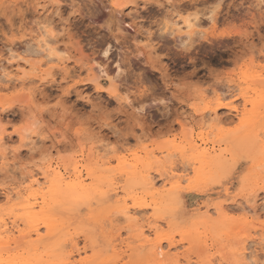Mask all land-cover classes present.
I'll return each mask as SVG.
<instances>
[{"label": "rangeland", "instance_id": "1", "mask_svg": "<svg viewBox=\"0 0 264 264\" xmlns=\"http://www.w3.org/2000/svg\"><path fill=\"white\" fill-rule=\"evenodd\" d=\"M186 17L199 19L191 39L182 27ZM46 44L63 63L44 66L50 75L14 76L11 55L20 63L44 64ZM0 66L11 74L0 82V264H247L239 254L252 240L258 247L253 262L264 264V154L258 137L264 133V0H0ZM103 73L108 76L97 84ZM111 79L116 93L107 89ZM254 89L261 93L257 110L243 107L241 98ZM257 94L250 92L249 100ZM234 101L239 116L229 110ZM216 106L221 123L208 119L212 128L206 129L202 115ZM246 112L253 125H242ZM206 135L220 141L226 154L196 179L201 165L194 148ZM153 150L168 154L160 163L139 154L140 169L151 172L162 192L155 197L146 172L126 174L137 151ZM183 163L187 181L174 193L176 179L166 173ZM57 166L68 176L84 168L87 184L100 192L66 195L65 187L44 209L40 197L28 198L27 177L47 178L40 180L48 182L47 191ZM15 187L18 197L8 202L3 192ZM132 196L148 203L154 198L158 206H137L140 215L128 219L122 207L127 199L134 208ZM92 197L91 204L79 205ZM216 204L233 212L223 217L213 211ZM108 207L115 209L100 223L95 218ZM7 219L21 230L9 236L11 243L2 234ZM48 221L58 224L51 232ZM159 239L165 260L155 255Z\"/></svg>", "mask_w": 264, "mask_h": 264}, {"label": "bare ground", "instance_id": "2", "mask_svg": "<svg viewBox=\"0 0 264 264\" xmlns=\"http://www.w3.org/2000/svg\"><path fill=\"white\" fill-rule=\"evenodd\" d=\"M116 4H117V2H116ZM124 3H122V4H117V5H119V6H124L123 5ZM127 4V3H126ZM128 5V4H127ZM170 5H172V4H170ZM126 6V5H125ZM125 9V7H122L121 8V10H120V12L121 11H123ZM212 16V15H211ZM181 20H183L182 21V24L184 25V26H182V27H185V29H189V31H190V33L187 35V37L189 38V39H191L192 37H193V35H195V34H197V32H196V30H194V28H196V27H200L199 26V22H198V24H197V21L199 20H197V21H193V20H191V18L190 17H186V18H184V19H181ZM193 21V22H192ZM177 24H178V22H176ZM175 23V24H176ZM176 24V25H177ZM181 24V25H182ZM198 25V26H197ZM201 25V24H200ZM202 26V25H201ZM179 30H177V31H182L183 29H182V27L180 26V24H179ZM177 27V28H178ZM175 30V29H174ZM185 36V35H184ZM191 37V38H190ZM44 50H45V52H46V55L44 56V58H46V62L44 63V64H40L41 63V61L39 62V63H32L31 61H30V59H27L26 61L25 60H23L22 59V61H24L25 63H20V62H18L17 61V59H19V56H16V57H13V55H11L12 56V58L16 61V63H15V61L13 62L12 60V62L16 65V67H12L11 69H15L16 70V72L17 73H15V74H18V75H14V76H19V74L22 76V77H25L27 74H28V72H30V73H33V74H47L48 72L47 71H43V69H44V66H48V65H50V64H60V63H63L62 61H63V58H62V56H61V54L55 49V48H52V47H50L48 44H46L45 45V48H44ZM106 51H105V54H108L109 53V48H106L105 49ZM13 53V52H12ZM11 53V54H12ZM15 56V55H14ZM18 57V58H17ZM21 58V57H20ZM25 59V58H24ZM21 60V59H20ZM11 61H9V63L11 62ZM11 62V63H12ZM11 63H10V65H11ZM9 65V66H10ZM8 66V65H7ZM7 66H6V68H7ZM4 66H0V68H3ZM50 67V66H49ZM93 67V66H92ZM0 69V82H2V80L4 79V77L6 78L7 76V74H10V72L9 73H3V72H5L6 70H7V72H8V70H10V69ZM51 68V67H50ZM3 70V71H2ZM87 71V70H86ZM91 72L92 71V68H91V70L89 69L87 72ZM12 72H14V71H12ZM89 72V73H90ZM121 72V69L119 68V70L117 71V73H116V75L117 76H119V73ZM45 74V75H46ZM109 74V73H108ZM11 75V74H10ZM44 75V76H45ZM47 75H50V73H48ZM14 76H12V78H14ZM103 76H108L107 75V73H103V75H100V76H98L97 77V79L96 78H94V79H92V80H94V81H96L97 80V82H98V80H100L97 84H101V79L103 78ZM259 76H262V74L261 75H259ZM20 77V76H19ZM21 77V78H22ZM28 77V76H27ZM35 77V76H34ZM263 77V76H262ZM3 78V79H2ZM21 78H19L20 80H21ZM19 79H18V81H19ZM23 79V78H22ZM33 79V78H32ZM96 79V80H95ZM6 80V79H5ZM10 80L11 79H9V82H10ZM16 80V79H15ZM91 80V81H92ZM14 81V80H13ZM5 82V81H4ZM38 82V81H37ZM11 83V82H10ZM21 83V82H20ZM29 83V82H28ZM2 84V83H1ZM0 84V85H1ZM4 84V83H3ZM19 84V83H18ZM22 85L24 84L23 82L21 83ZM27 84V83H26ZM20 85V84H19ZM29 85H32V84H29ZM14 86H15V83H14ZM26 86V85H25ZM23 87V89H24V85L22 86ZM1 88V87H0ZM14 88V87H13ZM26 88V87H25ZM117 85H116V83H115V81H114V79H111L110 80V82H109V84H108V87H107V89H109L111 92H113V93H116L117 92ZM2 89H4V88H2ZM22 89V88H21ZM250 92H255L258 96H259V94H261V93H259V91L257 90V89H254V90H252V91H245L244 93H242V99H243V101H244V106L243 107H246L247 105H252L253 106V108H254V110H257L258 109V107L260 106V96H259V98H257L256 100L254 99L253 101L252 100H249V97H248V95L250 94ZM263 93V92H262ZM206 95V94H205ZM119 96V95H118ZM257 96V97H258ZM229 97H232V98H235L236 96L234 95V93H230V95H229ZM227 98H222V99H220V101H224V100H226ZM208 107V106H207ZM217 107V106H216ZM229 110L231 111V112H234V113H236V114H238V116L241 114V110H240V107L239 106H237V105H235V101L234 102H232L231 104H229ZM206 110V109H205ZM222 116L221 114H220V109L217 107V108H209V110L204 114V115H202L203 116V124H204V126H206L207 128L206 129H208V128H212V126L208 123V119H213V121L214 120H216L218 117H220V116ZM243 115V114H242ZM210 116V117H209ZM212 117V118H211ZM215 118V119H214ZM219 120H221L220 118H218ZM243 119V121H242V125L244 126V125H247V124H250V125H253V123H252V117L251 116H248V113L246 112L245 114H244V118H242ZM211 120H210V122H211ZM234 121V120H233ZM215 122H219V123H221L220 121H215ZM227 122V121H226ZM223 123H225V122H223ZM228 124V123H227ZM225 126H226V124H225ZM242 127V126H241ZM222 128H223V126H222ZM252 132V131H251ZM211 132H209V134H210ZM260 133H261V131H260ZM24 134V133H23ZM208 134V135H209ZM253 134V133H252ZM24 136V135H23ZM254 136V135H253ZM25 137V136H24ZM23 137V138H24ZM209 137V136H208ZM207 137V135L206 136H204V137H202L199 141H200V145H198V146H196L194 149H197V150H199V153H198V156H197V161L200 163V169L199 170H197V176H196V179H201V177H202V174H201V172L203 171L202 169H204L205 168V166H208L210 163H212V162H214V161H220V159H218L219 157H222V156H224L226 153H225V151H223V150H221V143H220V141H211V140H208L209 138ZM258 137H260L261 138V144H262V149H261V153L263 152V154H264V133L262 132L261 134H258ZM7 139V138H6ZM253 139V138H252ZM254 139H255V137H254ZM2 140H4L5 141V139L4 138H2L1 137V141L0 142H2ZM23 140V139H22ZM25 140H26V137H25ZM195 140H196V138H195ZM3 141V142H4ZM9 141H10V139H9ZM30 141V140H29ZM28 142V141H27ZM27 142H25L24 144H26ZM197 142V141H196ZM4 144V143H3ZM23 144V145H24ZM2 145V144H1ZM101 150V149H100ZM260 150V149H259ZM99 151V149L97 150V152ZM183 151H184V149H182L181 150V152L180 153H183ZM196 151V150H195ZM228 151V150H227ZM101 152H103L104 154L103 155H107V153H106V150L105 149H103L102 148V150H101ZM220 152V153H219ZM143 153H145V155L146 156H144L145 157V160L144 161H147L148 159H149V157L151 158V157H155L156 158V163H160V162H162V160L165 158V157H167V155L165 154V152L164 151H160V152H158L157 153V151L156 150H153V151H151V152H145V151H140V152H138L137 151V153H135L134 154V156H133V158L132 159H130V160H128L129 161V163H131L130 165L133 167V171L132 172H126V174L127 175H133V176H135L136 174H138L139 172H142V171H144V172H146L147 174L145 175V179H146V183H147V186H148V188L150 189V190H152L153 192H152V197H155L156 195H160L162 192L161 191H158L157 190V184H156V180L154 179V176L151 174V172L148 170V169H146L145 167L144 168H141L140 169V166L143 164V160H142V157L139 155V154H143ZM218 153V154H217ZM157 154H159V155H161V156H159L160 158L159 159H157ZM150 162V161H149ZM124 163H127V161L125 160V162H123V165H124ZM155 163V164H156ZM186 163H183V165L181 166V167H179V166H173V167H171L170 168V170H168V172L166 173V175H168V177L170 178V179H176V181H174V182H172V186H171V191L172 192H178L180 189H181V186H182V184L184 183V182H186L187 181V176H188V174L186 173L187 172V168H186V165H185ZM122 165V166H123ZM125 166V165H124ZM143 166V165H142ZM128 167V166H127ZM50 168V167H49ZM79 168V167H78ZM130 168V167H129ZM52 169V168H51ZM80 171V170H79ZM84 171H85V169L83 168L79 173H76V175L75 176H68V174H67V169H63V168H61L60 166H57V167H55L54 168V172H56V174L54 175V178L51 180V181H49V183H50V185L51 186H48V190L47 191H45V185L46 184H48V182H44L46 179L43 177L44 175V173L43 172H41L42 173V175L43 176H41L42 178H44V179H39V178H37L38 177V174L37 175H35V173L33 174V175H28V176H30V178L29 177H27V180L29 179L30 180V182H29V188H27L26 187V189L28 190V192H29V194H28V198L30 199V198H34V199H36V200H38L39 199V197H40V200H42L43 201V203H44V209H47V208H45V206L47 207H50V205H51V203H53V199H55V197L57 196V194H59V193H61L60 192V190H62L63 188L65 189V187H66V191L64 192L66 195H68L67 193V191H69V192H71V193H82V194H84V193H91L92 194V196L94 197V195L96 194V193H99L100 192V190L98 189V187H96V188H91V185L89 186L88 184H87V179L86 178H84V175H83V173H84ZM35 172H38V171H35ZM40 172V171H39ZM38 172V173H39ZM189 173V172H188ZM86 174H87V177H91L92 176V174H94L91 170H89L88 169V171L86 172ZM154 174V173H153ZM191 174V173H190ZM39 175H41V174H39ZM47 175V174H46ZM165 175V176H166ZM40 177V176H39ZM46 177V176H45ZM157 179V178H156ZM40 180H44L43 181V183H42V181H40ZM117 180V179H116ZM115 180V181H116ZM22 182H23V180H21ZM21 181H20V183H21ZM27 182V181H26ZM113 181H111V183H112ZM121 182V181H120ZM28 183V182H27ZM23 185H25V180H24V182L22 183ZM22 184H20V186H18L19 188L21 187V186H23ZM100 184V183H99ZM96 185V184H95ZM16 188L17 187H15V189L14 188H12L11 189V191H9V189L7 188V190L5 191V192H3L4 194H5V196H6V198L9 200L8 202H11L10 200H12V197H13V195H14V197H15V195L18 197V194H19V190L17 191L16 190ZM18 188V189H19ZM25 188V187H24ZM100 188V187H99ZM4 190V189H3ZM25 190V189H24ZM23 191V190H22ZM136 192V191H135ZM108 192H101L100 193V195L101 196H105L106 194H107ZM255 196V195H254ZM93 197L91 198V199H89V200H87V201H83V202H81L79 205L81 206V205H86V204H91L92 203V199H93ZM13 199H15V198H13ZM256 199V198H255ZM146 198L143 196V197H136V196H132L131 197V201L133 202V206H134V208H129V207H127V199H125L124 200V206L122 207V213L124 212V210H126V212H124V214L128 217L129 216V214H130V216H132L131 214H133V216H135V215H140L139 213V210H137V208H135V207H137V206H141V205H146L147 204V206H155V207H157L158 206V203H157V201H156V199H154L153 198V200H151V202L150 203H148V202H146ZM257 200H258V198H257ZM3 201V200H2ZM148 201V200H147ZM39 202V201H38ZM120 202V201H119ZM41 203V202H40ZM7 204V203H6ZM39 205V204H38ZM80 206H79V208H80ZM42 207V208H43ZM113 207V206H112ZM233 207V206H232ZM118 208V207H117ZM116 208V209H117ZM204 208V207H203ZM212 208V207H211ZM10 209V208H9ZM113 209H115V208H113ZM111 207H108V208H106V212H104V213H102V214H100L99 216H97L95 219L96 220H99L100 221V223H101V219H103V217L105 216V218L107 219H110V216H108L109 215V213L111 212V210H113ZM201 209V208H200ZM235 209V208H234ZM120 210V209H119ZM240 210V212H241V210H242V212L244 211H246V208H244V207H242V208H240L239 209ZM141 211V210H140ZM213 211H215V213H218V214H221V215H223V217L224 216H226L230 211H232V208H230L229 206H226V205H223V204H216V206L214 207V209H213ZM238 211V210H237ZM250 211V210H249ZM45 212V211H44ZM43 212V213H44ZM97 212H98V210H97ZM100 212V211H99ZM144 212V211H143ZM233 212V211H232ZM31 213V212H30ZM114 213V212H113ZM142 213V212H141ZM145 213V212H144ZM249 213V212H248ZM33 214H34V212H33ZM123 214V215H124ZM250 214H252V213H250ZM254 214H255V212H254ZM35 215V214H34ZM81 215V214H80ZM93 215V214H92ZM124 215V216H125ZM212 214H211V210H210V207H206V215L205 216H207V217H210ZM220 215V216H221ZM125 216V217H126ZM137 216V217H138ZM260 216V215H259ZM263 216V215H262ZM4 217V216H3ZM12 218V217H11ZM94 218V217H93ZM140 218V217H139ZM10 219V218H9ZM9 219H7V220H2L1 222V226L3 227V232H2V234L3 235H5L9 240H8V242L9 243H11V238H9V236H11V235H13L15 232H18V233H20L21 234V230L19 229V224L15 221V222H13V221H10ZM128 219H129V217H128ZM132 219V218H131ZM130 219V220H131ZM135 218H133L132 220H134ZM227 219V218H226ZM261 219V218H260ZM9 220V221H8ZM37 220V219H36ZM256 220V219H255ZM103 221V220H102ZM105 221V220H104ZM103 221V222H104ZM107 221V220H106ZM240 221V220H239ZM46 223H47V221H45ZM130 222V221H129ZM247 222V221H246ZM112 223V222H111ZM58 224H57V221H55V222H50V221H48V224H47V227L46 228H48L49 229V231L51 232V231H53L54 229H56V226H57ZM109 225V224H108ZM250 225V224H249ZM112 226V225H111ZM254 226V225H253ZM264 225H261V226H259L260 227V229H263L264 227H263ZM159 227H160V224H156L155 225V228H154V226L152 227V228H154V229H150L151 230V232H154V230L156 229V230H158L159 229ZM2 229V228H1ZM133 229V228H132ZM256 229V231H257V228H255ZM40 231H39V228H36L35 229V233L36 234H38ZM142 236H145L146 235V233L143 231L142 233ZM2 235V236H3ZM27 235V234H26ZM258 235V234H257ZM1 236V235H0ZM17 237V236H16ZM26 237H28V236H26ZM260 237V236H259ZM118 239V238H117ZM116 239V240H117ZM173 239V238H172ZM168 240H171V238L170 239H168ZM263 240V239H262ZM261 240V241H262ZM264 241V240H263ZM170 244V247L173 245V244H171V243H169ZM261 244V243H260ZM257 246V243H255V240L253 241H246V243H244V245H243V247H242V249H241V253L239 254L240 255V262H242V261H246L247 262V264H250L251 262H253V256H254V254L255 253H257V248H254V246ZM259 245V244H258ZM255 246V247H256ZM260 247V246H259ZM263 249V248H262ZM156 256H158V257H161V259H163V260H165V258L167 257V252L165 251V248H164V243H162V240H158V242L156 243V254H155ZM256 256V255H255ZM248 261H251L250 263L248 262ZM256 261V260H255ZM253 262V263H251V264H254V263H257V261L256 262ZM262 262H263V260H261ZM179 263H181L180 261H179ZM245 264V263H244Z\"/></svg>", "mask_w": 264, "mask_h": 264}]
</instances>
